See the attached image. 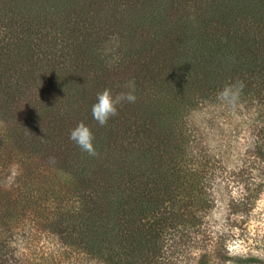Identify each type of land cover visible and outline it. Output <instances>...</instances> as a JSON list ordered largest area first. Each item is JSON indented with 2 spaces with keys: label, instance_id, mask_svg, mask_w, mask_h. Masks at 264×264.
Segmentation results:
<instances>
[{
  "label": "trees",
  "instance_id": "trees-1",
  "mask_svg": "<svg viewBox=\"0 0 264 264\" xmlns=\"http://www.w3.org/2000/svg\"><path fill=\"white\" fill-rule=\"evenodd\" d=\"M130 80L136 101L99 125L97 93ZM235 81L264 96V0H0V177L13 163L21 189L56 196L46 229L93 263L179 264L211 202L181 118ZM81 121L95 156L69 139ZM7 201L0 264H42L16 256Z\"/></svg>",
  "mask_w": 264,
  "mask_h": 264
},
{
  "label": "rangeland",
  "instance_id": "rangeland-1",
  "mask_svg": "<svg viewBox=\"0 0 264 264\" xmlns=\"http://www.w3.org/2000/svg\"><path fill=\"white\" fill-rule=\"evenodd\" d=\"M208 94L207 99L201 98L196 90L191 109L181 118L188 129L190 151L200 156L198 164L204 167L203 197L211 202L206 209H199L204 224L180 251L178 263L264 264V96L241 95L237 112L243 119L238 124L224 111L208 112L199 126L194 125L189 119L191 110L215 101L216 97ZM12 164L0 177L6 176L0 184V203L6 205L14 198L21 201L24 214L17 221V238L12 242L16 256L27 263L97 264L86 254L63 246L55 238L58 236L46 229L54 218L50 208L61 206V201L21 189L19 166Z\"/></svg>",
  "mask_w": 264,
  "mask_h": 264
},
{
  "label": "clouds",
  "instance_id": "clouds-1",
  "mask_svg": "<svg viewBox=\"0 0 264 264\" xmlns=\"http://www.w3.org/2000/svg\"><path fill=\"white\" fill-rule=\"evenodd\" d=\"M127 92L114 94L111 89L106 88L102 92H98L96 101L91 107L92 118L101 126L108 123L109 119L118 113V105L123 101L134 103L136 97V84L134 80L127 82ZM244 84L240 81L225 85L216 95L215 101L207 103L205 108L192 109L189 115L190 122L199 126L201 120L208 112H224L227 111L231 116L232 122L238 124L242 121V117L237 112V107L243 93ZM69 139L83 152H87L90 156H95L96 149L94 147V133L92 129L80 122L70 132Z\"/></svg>",
  "mask_w": 264,
  "mask_h": 264
}]
</instances>
